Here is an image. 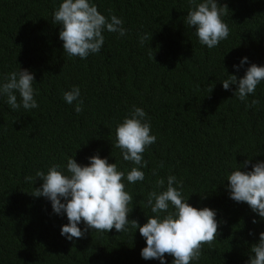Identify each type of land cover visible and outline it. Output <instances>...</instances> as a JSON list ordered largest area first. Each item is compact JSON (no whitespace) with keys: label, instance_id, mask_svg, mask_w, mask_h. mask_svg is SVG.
<instances>
[{"label":"trees","instance_id":"1","mask_svg":"<svg viewBox=\"0 0 264 264\" xmlns=\"http://www.w3.org/2000/svg\"><path fill=\"white\" fill-rule=\"evenodd\" d=\"M62 2L0 0V83L27 69L39 105L14 111L0 95V264H160L142 258L146 240L130 222L121 233L89 229L69 240L61 235L66 213L56 214L50 200L32 195L43 183L38 170L47 173L59 164L67 174V158L85 166L96 154L125 173L122 182L133 197L130 221L142 226L155 215L148 194L166 190L173 175L183 182L187 203L215 210L218 221L216 240L190 264H248L264 218L230 198L227 178L240 166L251 171L252 164L264 162V80L247 97L258 105L248 109L234 95L237 85L225 90L222 82L229 75L242 78L251 64L264 66V0H217L227 5L222 19L229 36L212 49L185 22L189 0H89L105 17L121 18L127 34L103 31L100 52L85 59L64 52L62 26L53 24ZM144 34L149 38L141 45ZM73 86L81 91L80 113L74 110L78 101L63 99ZM133 106L146 112L157 138L143 153L145 179L134 184L126 177L136 165L115 147L117 125ZM160 178L163 189L156 188ZM78 227L83 231L84 222ZM173 259L165 254L166 264Z\"/></svg>","mask_w":264,"mask_h":264},{"label":"clouds","instance_id":"2","mask_svg":"<svg viewBox=\"0 0 264 264\" xmlns=\"http://www.w3.org/2000/svg\"><path fill=\"white\" fill-rule=\"evenodd\" d=\"M189 3L192 8L185 22L189 27L195 28L202 45L212 49L228 38L229 27L222 19L228 9L227 5L219 6L217 0H203L201 3L189 0ZM123 23L115 15H111L110 19L105 17L89 0H63L53 12V24L62 26L59 38L63 41L64 52L69 57L81 59L87 58L91 53L100 52L105 42L103 31L125 36L127 30ZM148 38V34L141 36V45ZM246 62L247 57L233 67L239 70ZM262 80L264 66L251 64L242 78L229 75L222 82V86L229 90L230 85H237L234 95L241 102H245L248 109L259 103L253 99L248 104L247 97L255 93ZM33 82L34 74L20 68L4 77V82L0 83V95L7 97L6 102L14 111L21 107L25 110L38 108L39 105L34 99ZM80 96L79 86H73L70 91L63 93V99L68 104L78 101L74 109L76 113L83 110ZM146 117L147 114L142 108L133 106L130 116L125 117L116 128L115 147L122 151L125 161L136 165L126 177L133 184L145 179V173L140 170L148 164L143 159V153L157 139L150 134L151 124ZM88 159L89 164L81 166L74 158H67V174H64L59 164L50 166L47 173L38 170L35 174L43 183L41 187L34 189L32 195L50 200L56 214L66 213L68 224L62 226V236L69 240L83 238L89 229L109 232L115 228L121 233L128 230L126 226L130 222L131 227L138 228L140 235L146 240V247L141 250L142 258L158 259L160 264H166L165 254L174 257L172 264L199 261L202 246H212L218 235L216 211L208 207L197 209L187 203L189 198L186 201L182 195L183 182L177 181L175 176L167 177L166 190L149 192L147 205L155 215L148 217L147 222L141 226L138 221L128 219L132 211L128 206L133 197L125 190L122 182L125 173L118 170L116 163H109L107 158H101L98 154ZM250 163V159L245 160L243 166L247 167ZM159 167L162 168L163 163ZM240 168L241 166L232 171L227 178L230 198L236 202L247 203L253 212L264 218V162L257 161L252 164L251 171H241ZM152 174L157 175L155 169ZM25 179L32 181L34 178ZM174 183L177 186L174 187ZM164 184V179L160 178L156 181V188L163 189ZM81 221L85 224L83 231L78 227ZM253 223L256 221L253 220ZM251 253L254 255H250L248 264H264V232L259 234L258 243L251 246Z\"/></svg>","mask_w":264,"mask_h":264}]
</instances>
